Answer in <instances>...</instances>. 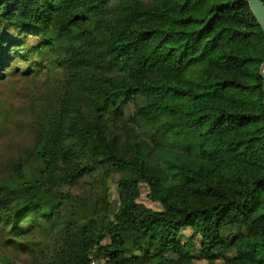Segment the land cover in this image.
I'll list each match as a JSON object with an SVG mask.
<instances>
[{
  "label": "trees",
  "instance_id": "trees-1",
  "mask_svg": "<svg viewBox=\"0 0 264 264\" xmlns=\"http://www.w3.org/2000/svg\"><path fill=\"white\" fill-rule=\"evenodd\" d=\"M7 26L65 74L0 181V226L46 219L52 264H264V34L246 0H0ZM20 43L0 33V57Z\"/></svg>",
  "mask_w": 264,
  "mask_h": 264
},
{
  "label": "rangeland",
  "instance_id": "rangeland-1",
  "mask_svg": "<svg viewBox=\"0 0 264 264\" xmlns=\"http://www.w3.org/2000/svg\"><path fill=\"white\" fill-rule=\"evenodd\" d=\"M6 37L19 41L21 47L10 50L0 57V181L9 173L16 163L26 158L27 153L35 143L33 125L44 115L47 109V98L56 101L57 94L64 88V67L53 70L45 69L47 62H41L37 56L27 54L30 47L41 41L35 36H24L7 26L3 32ZM23 44V46H22ZM25 49V50H24ZM1 50V48H0ZM52 53V57L55 56ZM57 56V55H56ZM36 64H39L38 69ZM51 77H57L54 82ZM97 186V181L88 179L73 191L84 192L86 188ZM107 187L111 194L115 191L112 181H108ZM146 189H143L145 192ZM114 196L109 195L111 206L110 215L116 212ZM144 199V198H142ZM146 200V199H145ZM256 204L257 200H253ZM39 214L28 216L24 225L21 226L20 236L11 232V227L0 226V264H52L56 258V244L51 234L54 231L50 222L43 220ZM157 230L156 227L144 229L132 228L129 230L130 239L127 240L132 246L137 238L151 236ZM186 239L191 231L185 232ZM7 240L13 241L14 247L6 246ZM108 243V239L105 240ZM183 243V239H182ZM56 248V249H55ZM181 251L179 248L171 249L172 252ZM153 263L167 264L166 261L157 263V254ZM197 264H204L203 260H195ZM218 264H230L223 260Z\"/></svg>",
  "mask_w": 264,
  "mask_h": 264
},
{
  "label": "water",
  "instance_id": "water-1",
  "mask_svg": "<svg viewBox=\"0 0 264 264\" xmlns=\"http://www.w3.org/2000/svg\"><path fill=\"white\" fill-rule=\"evenodd\" d=\"M246 1L264 34V3L261 0H246ZM259 75L264 83V62L260 67Z\"/></svg>",
  "mask_w": 264,
  "mask_h": 264
},
{
  "label": "built area",
  "instance_id": "built-area-1",
  "mask_svg": "<svg viewBox=\"0 0 264 264\" xmlns=\"http://www.w3.org/2000/svg\"><path fill=\"white\" fill-rule=\"evenodd\" d=\"M91 264H113L106 255L94 254L91 256Z\"/></svg>",
  "mask_w": 264,
  "mask_h": 264
}]
</instances>
